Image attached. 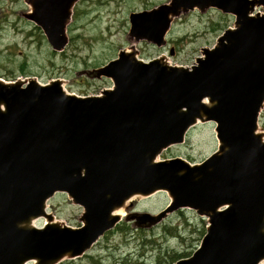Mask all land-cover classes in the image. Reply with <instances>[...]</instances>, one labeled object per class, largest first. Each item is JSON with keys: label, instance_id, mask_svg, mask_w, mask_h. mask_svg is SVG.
<instances>
[{"label": "water", "instance_id": "1", "mask_svg": "<svg viewBox=\"0 0 264 264\" xmlns=\"http://www.w3.org/2000/svg\"><path fill=\"white\" fill-rule=\"evenodd\" d=\"M25 18L53 50L77 0H25ZM264 0H169L129 14L128 35L157 47L181 12L216 8L233 27L190 66L121 50L92 73L112 81L99 96L68 93L62 80L0 79V264H57L82 255L120 219L133 196L164 191L158 214L132 213L137 226L190 208L209 225L199 247L173 264H264ZM253 14V15H252ZM214 124L216 149L199 163L156 161L197 123ZM82 206L73 228L46 212L55 193ZM45 219L41 227L34 220Z\"/></svg>", "mask_w": 264, "mask_h": 264}, {"label": "rangeland", "instance_id": "2", "mask_svg": "<svg viewBox=\"0 0 264 264\" xmlns=\"http://www.w3.org/2000/svg\"><path fill=\"white\" fill-rule=\"evenodd\" d=\"M169 0H77L65 27L67 44L62 51L51 48L42 30L25 18L31 7L25 0H0V78L6 81L34 77L40 83L62 80L68 92L98 95L112 82L93 77V71L115 58L119 51L134 47L143 60L165 57L173 65H191L203 47H211L217 37L233 26L234 16L215 8L181 12L171 21L165 46L156 47L128 35L131 12L151 9ZM263 11L258 8L255 12ZM172 54V55H171ZM258 131L264 137V105L258 118ZM217 146L213 123H197L185 142L163 150L162 161L180 157L197 163ZM169 202L165 192L149 197H133L130 211L158 213ZM54 219L77 227L82 208L65 193L47 201ZM44 219L36 220L39 226ZM207 220L183 208L168 214L160 223L138 228L124 215L81 257L63 259L57 264H171L178 256L192 253L206 230Z\"/></svg>", "mask_w": 264, "mask_h": 264}, {"label": "bare ground", "instance_id": "3", "mask_svg": "<svg viewBox=\"0 0 264 264\" xmlns=\"http://www.w3.org/2000/svg\"><path fill=\"white\" fill-rule=\"evenodd\" d=\"M115 214L123 216L124 215V210L123 209H118L117 211H115Z\"/></svg>", "mask_w": 264, "mask_h": 264}, {"label": "trees", "instance_id": "4", "mask_svg": "<svg viewBox=\"0 0 264 264\" xmlns=\"http://www.w3.org/2000/svg\"><path fill=\"white\" fill-rule=\"evenodd\" d=\"M176 258H178V257H176ZM176 258H175V259H176Z\"/></svg>", "mask_w": 264, "mask_h": 264}]
</instances>
